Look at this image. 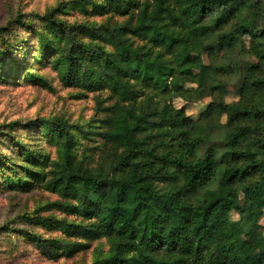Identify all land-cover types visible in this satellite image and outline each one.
<instances>
[{
    "label": "trees",
    "instance_id": "16d2710c",
    "mask_svg": "<svg viewBox=\"0 0 264 264\" xmlns=\"http://www.w3.org/2000/svg\"><path fill=\"white\" fill-rule=\"evenodd\" d=\"M72 1L81 6L94 2ZM105 2L119 15H128L138 8L135 22L99 27L68 24L52 13L43 16L50 30L65 38L66 83L80 82L90 90L106 88L119 100L132 101L138 94L133 81L152 85L161 92L170 90V78L174 76L203 84L211 66L204 63L202 54L232 45L238 58L229 63L227 70L241 76L237 86L241 99L248 98L252 91L264 92V25L260 24L263 11L255 0H237L243 13L234 21L224 14L222 5L212 3ZM6 30L0 27V34ZM80 31L99 38L113 51L96 41L79 39ZM127 35L144 39L150 45L134 46ZM153 46L160 49L159 53L153 54ZM191 52L197 53L195 59L190 58ZM164 55L169 57L162 58ZM194 69L199 70L198 74ZM182 92L187 98L194 92L199 98L203 96L196 88H183ZM241 99L211 105L213 110L225 114L226 125L232 126L222 138L194 123L185 107L165 104L159 112L139 114L131 107L118 111L109 136L125 146L130 156L120 163L128 167V172L115 176L74 166L73 136L65 119L52 124L32 119L11 125L45 123L51 132L64 137L63 162L57 164L46 186L75 200L61 204L63 210L96 219L106 232L119 237L108 257L110 264H264V244L260 246L259 258L251 259L236 240L238 231H249L264 216V126L241 123L244 118H263L264 107L254 99H250L253 105H246ZM150 127L157 132L140 138ZM171 128L175 134L166 152H146L154 138ZM202 148L204 151L200 152ZM141 151L158 160L144 164L146 168L139 171V165L129 166V161ZM28 162L25 180L20 184L25 190L46 179L45 173L36 168L46 165L44 156L31 155ZM169 168L181 176V187L163 184L174 178ZM257 174L256 181L245 182ZM232 211L240 217L233 219ZM57 222L68 233L73 228L82 234L93 233L86 226ZM123 248L134 255H123Z\"/></svg>",
    "mask_w": 264,
    "mask_h": 264
},
{
    "label": "rangeland",
    "instance_id": "374dc122",
    "mask_svg": "<svg viewBox=\"0 0 264 264\" xmlns=\"http://www.w3.org/2000/svg\"><path fill=\"white\" fill-rule=\"evenodd\" d=\"M93 1L81 6L72 0H0V27L7 28L0 34V264H110L108 257L119 237L106 232L96 219L63 210L61 204L75 200L46 186L54 176L53 170L64 158V137L51 132L47 126L54 120L61 118L70 124L74 166L106 176L125 174L129 170L120 164L130 156L129 150L109 136L120 110L131 107L138 114L159 112L165 104H173L185 107L194 123L206 126L215 136L222 138L232 128L226 125L225 114L211 108L213 102L241 99L237 92L241 76L227 70L229 63L238 58L232 45L202 54L204 63L211 66L203 84L174 76L170 78V90L161 92L152 85L133 81L138 94L132 101H121L106 88L90 90L80 82L66 83L65 38L51 31L43 16L52 13L68 24L102 27L126 22L133 24L139 12L135 8L128 15H119L105 0ZM177 1L182 5H222L224 14L231 21L243 13L237 0H169V3ZM255 1L262 7L260 24L264 25V0ZM77 37L104 44L108 51H113L94 35L80 31ZM127 39L134 46L150 45L132 35H127ZM152 50L153 54L160 51L155 46ZM196 57V52L190 53V58ZM194 71L199 72L198 69ZM183 88L199 89L203 96L199 98L194 92L187 98ZM250 99L261 102L264 107V92L252 91L248 98L241 100L246 105H253L254 101L251 103ZM32 119H42L48 124L11 125L14 121L26 123ZM241 123L259 128L264 126V117L244 118ZM149 132L155 134L157 130L150 127L139 137ZM174 134V128L166 130L164 135L152 140L146 152H166L173 143ZM203 151L204 148L200 152ZM145 153L141 151L131 159L129 166L138 164V170L142 171L146 168L144 164L158 160ZM31 155L45 157L46 165L36 168L45 173L46 179L25 190L20 184L25 180ZM169 171L174 178L163 184L181 187V176L173 168ZM258 177V174L248 177L245 182H254ZM231 217L238 219L240 214L232 211ZM58 220L86 226L93 233L82 234L76 228L71 233L65 232ZM236 240L251 259H258L260 246L264 244V216L249 231H238ZM121 253L129 258L134 255L125 248Z\"/></svg>",
    "mask_w": 264,
    "mask_h": 264
}]
</instances>
